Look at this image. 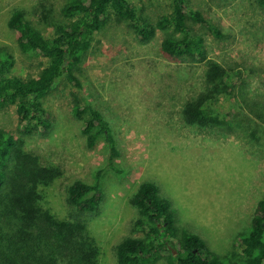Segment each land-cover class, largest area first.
<instances>
[{
    "label": "rangeland",
    "instance_id": "374dc122",
    "mask_svg": "<svg viewBox=\"0 0 264 264\" xmlns=\"http://www.w3.org/2000/svg\"><path fill=\"white\" fill-rule=\"evenodd\" d=\"M67 1L0 0V58L11 61V76L36 78L46 65L45 59L20 52L17 32L7 26L11 13L24 10L50 38L52 28L29 12L44 2L58 15ZM187 1L221 30L220 38L196 26L207 58L227 70L231 86L207 105L204 126L185 124L182 109L202 85L206 64L170 59L159 48L163 33L142 43L127 23L114 18L94 35L79 66L83 90L59 80L43 99L52 123L47 134L19 136L15 108L0 110V129L20 137L26 153L55 170L44 200L58 216L71 213L69 185L99 182L102 202L80 216L100 248L98 264H116V246L143 235L134 231L137 210L131 205L141 183L156 185L170 202L177 226L197 235L226 263L236 251L235 239L248 231L255 206L264 200V7L257 0ZM133 3L151 22L171 11L170 0ZM245 93L260 102L259 108L246 104ZM77 101L81 107L90 103L109 123L117 157L110 156L100 137L87 145L86 116L73 112Z\"/></svg>",
    "mask_w": 264,
    "mask_h": 264
},
{
    "label": "trees",
    "instance_id": "16d2710c",
    "mask_svg": "<svg viewBox=\"0 0 264 264\" xmlns=\"http://www.w3.org/2000/svg\"><path fill=\"white\" fill-rule=\"evenodd\" d=\"M170 3V13L151 22L142 17L133 0H68L58 15L52 5L38 2L29 15L52 28L50 38L32 25L24 10H14L7 26L17 32L18 49L46 60L36 78L24 80L11 76V61L0 58V110L15 108L18 135H45L51 129L43 99L59 80L83 90L79 66L94 35L112 18L127 23L142 43L152 41L157 32L163 33L159 48L170 59L206 64L202 85L182 109L185 124L202 127L208 117L207 105L226 94L230 85L227 70L207 58L205 40L196 26L216 37L223 34L201 12L190 8L187 0ZM257 3L264 7V0ZM243 96L246 104L259 108L256 98ZM73 112L86 116L82 133L89 147L100 137L111 157L119 155L109 123L99 111L90 103L81 107L77 101ZM19 138L0 129V264H98L100 248L80 216L94 212L102 202L99 182L69 185L66 202L71 213L58 216L44 200V189L55 179V170L26 153ZM131 205L137 210L134 231L143 235L126 238L116 246V264H159L160 260L166 264H264V200L255 206L248 231L235 239L236 251L227 263L208 251L197 235L177 226L170 202L153 183H141Z\"/></svg>",
    "mask_w": 264,
    "mask_h": 264
},
{
    "label": "water",
    "instance_id": "95a60500",
    "mask_svg": "<svg viewBox=\"0 0 264 264\" xmlns=\"http://www.w3.org/2000/svg\"><path fill=\"white\" fill-rule=\"evenodd\" d=\"M173 253L175 254L176 252H175V251H173Z\"/></svg>",
    "mask_w": 264,
    "mask_h": 264
}]
</instances>
